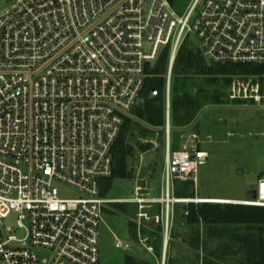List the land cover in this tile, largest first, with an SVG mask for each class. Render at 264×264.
Masks as SVG:
<instances>
[{
  "label": "built area",
  "instance_id": "obj_1",
  "mask_svg": "<svg viewBox=\"0 0 264 264\" xmlns=\"http://www.w3.org/2000/svg\"><path fill=\"white\" fill-rule=\"evenodd\" d=\"M8 1L0 11V264H101L103 208L115 203L137 206L136 244L148 253L142 230L161 226L163 254L173 205L212 201L174 196L176 181L196 184L207 157L194 130L172 146L176 54L189 39L207 62L264 64V0H190L181 14L169 0ZM166 48L160 196L137 185L131 199L103 197L113 145ZM228 94L264 103V76H235ZM142 174L138 166L143 183ZM54 183L77 196H60ZM254 191L235 203L264 207V178ZM12 214L16 228L5 224Z\"/></svg>",
  "mask_w": 264,
  "mask_h": 264
},
{
  "label": "rangeland",
  "instance_id": "obj_2",
  "mask_svg": "<svg viewBox=\"0 0 264 264\" xmlns=\"http://www.w3.org/2000/svg\"><path fill=\"white\" fill-rule=\"evenodd\" d=\"M189 1L174 0L177 13L181 14ZM8 4V0H0V11ZM153 66L154 64L151 68ZM194 127L201 139V149L207 153V157L198 167L195 185L178 181L175 185L184 187L193 195V199L201 198L203 195L250 199L251 187L255 186L258 179L264 178V103L256 104L252 101H245L237 104L229 98V102L223 105H207L197 115ZM151 131L150 136L140 139V142L144 139L151 141V146L146 151L135 152L132 159L131 176L112 180L106 193L107 198L131 199L135 197L134 190L137 185L145 188L143 191L145 197L160 196L164 156L163 139L160 138L156 128ZM178 131L179 128H174L173 133L171 132L172 143ZM136 136L140 137L138 134ZM138 166L143 173V183L139 182L136 177ZM54 185L62 189L60 193L62 197L77 196L74 191L62 188L63 186L58 183ZM179 207L178 213L174 210L169 217L170 238L174 232L173 249L170 250V241L166 244V250L169 247V255L177 260L176 264H195L192 263L195 261V255L199 257L197 264H201L202 258L206 257L211 246L214 247L220 242L230 244L232 240H235L231 235L233 230L229 228L220 239L210 234L211 228L208 226L201 225L197 231L186 224L184 209L182 205ZM136 210L137 206L130 203L108 204L105 207L99 236L101 263L119 264L125 255H133L142 259L150 258V255L142 250L130 235L129 222L134 221L135 223ZM5 224L16 228V215L12 214L5 220ZM236 231L241 232V230ZM17 234L21 235L18 232ZM116 240L128 243L129 248L115 247ZM192 242L198 244L197 250L191 248ZM237 259L227 250V256L221 264H238ZM157 264H162V258Z\"/></svg>",
  "mask_w": 264,
  "mask_h": 264
},
{
  "label": "trees",
  "instance_id": "obj_3",
  "mask_svg": "<svg viewBox=\"0 0 264 264\" xmlns=\"http://www.w3.org/2000/svg\"><path fill=\"white\" fill-rule=\"evenodd\" d=\"M175 7L174 0H169ZM168 49H164L154 66L149 70L153 76L147 79L143 92V99L131 112V117L125 118L121 131L112 148V173L111 176L100 182V195L106 193L112 180L127 178L132 174V159L136 151H146L151 144L140 142L141 137L146 138L152 134V129L159 131L163 139L162 126L164 125L163 113V78L167 65ZM235 76H264V64H219L207 62L199 53L195 45L186 39L180 46L173 65L171 96H170V126L179 131L174 135L173 147L177 146L179 134L185 130H194L196 117L203 107L207 105H223L229 102L231 81ZM157 88L159 94L149 97V91ZM234 103H243L240 100H231ZM140 135V137L136 135ZM171 134V133H170ZM134 143H131V142ZM189 183V182H183ZM174 196L177 198H193V195L184 187L174 186ZM118 204V203H115ZM123 205V204H119ZM184 209V218L187 225L198 231L199 226L211 228L210 234L222 238L228 228L233 230L235 240L226 244L220 242L209 248V252L201 264H221L227 256L237 257L238 264H264V207L245 205L241 203H176L174 210L178 213L180 207ZM105 211V208H103ZM134 221L129 222L131 238L136 243ZM236 230H241L237 233ZM151 237L150 244L153 252L148 259L133 255H125L119 264H157L162 258V228L147 226L142 230ZM170 235V234H169ZM174 232L171 234L170 250L173 249ZM234 242V244H233ZM233 244V245H232ZM168 247V248H169ZM197 243L191 244L197 250ZM165 254L164 264H176V259L171 258L169 250ZM142 249V248H141ZM143 250V249H142ZM226 255V256H225ZM199 257L195 255L197 264ZM103 264V263H101Z\"/></svg>",
  "mask_w": 264,
  "mask_h": 264
},
{
  "label": "crops",
  "instance_id": "obj_4",
  "mask_svg": "<svg viewBox=\"0 0 264 264\" xmlns=\"http://www.w3.org/2000/svg\"><path fill=\"white\" fill-rule=\"evenodd\" d=\"M254 187H251V190L249 191L250 198H252V192L254 191ZM201 198L212 199V200L220 199V200H225L227 202H231V200H234L235 202H237V201H243V200H248V199H235V198H230V197H215V196H208V195H203Z\"/></svg>",
  "mask_w": 264,
  "mask_h": 264
},
{
  "label": "water",
  "instance_id": "obj_5",
  "mask_svg": "<svg viewBox=\"0 0 264 264\" xmlns=\"http://www.w3.org/2000/svg\"><path fill=\"white\" fill-rule=\"evenodd\" d=\"M255 197V191L252 192V198ZM151 226L153 224H150ZM165 250H166V244L164 245V251H163V254H162V264H164V261H165Z\"/></svg>",
  "mask_w": 264,
  "mask_h": 264
},
{
  "label": "bare ground",
  "instance_id": "obj_6",
  "mask_svg": "<svg viewBox=\"0 0 264 264\" xmlns=\"http://www.w3.org/2000/svg\"><path fill=\"white\" fill-rule=\"evenodd\" d=\"M210 202H213V203H221V202H225V203H227V201H223V200H220V199H215V200H212V201H210ZM232 202V201H231Z\"/></svg>",
  "mask_w": 264,
  "mask_h": 264
}]
</instances>
